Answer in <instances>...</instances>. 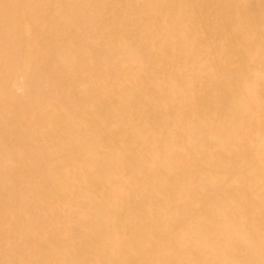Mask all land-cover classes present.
<instances>
[{
	"label": "bare ground",
	"instance_id": "6f19581e",
	"mask_svg": "<svg viewBox=\"0 0 264 264\" xmlns=\"http://www.w3.org/2000/svg\"><path fill=\"white\" fill-rule=\"evenodd\" d=\"M0 27V264H264V0Z\"/></svg>",
	"mask_w": 264,
	"mask_h": 264
},
{
	"label": "rangeland",
	"instance_id": "374dc122",
	"mask_svg": "<svg viewBox=\"0 0 264 264\" xmlns=\"http://www.w3.org/2000/svg\"><path fill=\"white\" fill-rule=\"evenodd\" d=\"M16 8L17 0H0V26L5 24H11L16 18ZM1 28V27H0ZM0 39H1V30H0ZM259 62L262 64L264 62V55L259 54ZM203 130L201 129L200 132Z\"/></svg>",
	"mask_w": 264,
	"mask_h": 264
}]
</instances>
